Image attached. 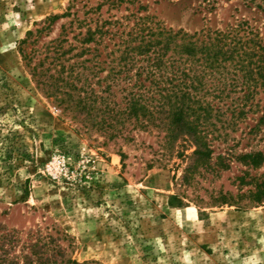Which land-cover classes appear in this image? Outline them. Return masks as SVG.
I'll use <instances>...</instances> for the list:
<instances>
[{"label": "rangeland", "instance_id": "rangeland-1", "mask_svg": "<svg viewBox=\"0 0 264 264\" xmlns=\"http://www.w3.org/2000/svg\"><path fill=\"white\" fill-rule=\"evenodd\" d=\"M143 1L149 14L174 29L224 30L243 22L264 41V10L254 0H216L213 9L201 0ZM71 2L0 0V236L20 231L14 246L0 243V255H17L37 234L60 232L66 237L61 244H70L77 261L264 264V201H248L249 190L264 182V160L257 167L238 160L252 152L264 156V89L254 84L245 100L238 86L220 103L223 116L214 120L219 131L213 137L219 136H209L211 162L223 156L228 168L200 172L185 184L181 178L194 148L190 141L178 140L167 152L158 146L156 133L135 130L132 140L104 143L103 137L84 133L36 86L20 41ZM83 2L73 8L79 17ZM256 2L264 7V0ZM106 9L100 11L103 18ZM110 13L122 14L123 7ZM69 20L53 21L25 49L43 50ZM234 108L245 114L231 118ZM219 193L229 195L230 202L216 203ZM172 194L181 197L180 206L169 204Z\"/></svg>", "mask_w": 264, "mask_h": 264}, {"label": "trees", "instance_id": "trees-1", "mask_svg": "<svg viewBox=\"0 0 264 264\" xmlns=\"http://www.w3.org/2000/svg\"><path fill=\"white\" fill-rule=\"evenodd\" d=\"M81 1L84 10L79 17L73 8ZM201 2L213 9L216 0ZM254 3L264 10L261 3ZM103 6L109 13L105 18L100 12ZM121 7L124 13H110ZM62 17L70 20L57 38L43 50L25 49ZM46 21L37 34L28 31L19 51L36 86L78 121L84 133H95L104 143L132 140L135 130L156 133L158 146L167 152L178 140L190 141L194 148L181 178L185 184L200 172L228 168L223 156L211 162L209 136L219 131L214 120L223 116L220 103L238 86L244 89L245 100L254 93V84L264 89V41L258 33L243 22L224 30L174 29L149 14L143 0H72L64 13L48 16ZM69 33H73L72 41ZM235 108L231 118L245 114ZM238 160L257 167L264 156L252 152L239 155ZM239 180L244 182V177ZM228 198L219 193L214 200L229 203ZM248 201H264V182L249 190ZM169 204L180 206L182 199L172 194ZM19 233L7 231L0 243L14 246ZM65 238L60 232L37 234L22 243L17 255H0V264H101L77 261L70 254V244H61Z\"/></svg>", "mask_w": 264, "mask_h": 264}]
</instances>
